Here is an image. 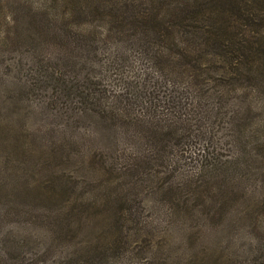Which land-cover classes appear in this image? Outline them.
<instances>
[{
    "label": "rangeland",
    "instance_id": "obj_1",
    "mask_svg": "<svg viewBox=\"0 0 264 264\" xmlns=\"http://www.w3.org/2000/svg\"><path fill=\"white\" fill-rule=\"evenodd\" d=\"M117 1L0 0V264L76 260L115 238L136 248L137 264H264V0H242L241 17L216 22L223 48L200 79L220 85L191 90L199 144L189 150L204 149L203 165L216 168L178 159L156 173L121 170L123 131L51 104L46 88L48 71L86 54L83 29L108 30L109 13L123 10ZM115 28L100 39L114 42ZM191 43L205 56L203 40ZM124 211L131 220L121 227Z\"/></svg>",
    "mask_w": 264,
    "mask_h": 264
},
{
    "label": "trees",
    "instance_id": "obj_2",
    "mask_svg": "<svg viewBox=\"0 0 264 264\" xmlns=\"http://www.w3.org/2000/svg\"><path fill=\"white\" fill-rule=\"evenodd\" d=\"M122 1L125 0L117 2L124 4L123 10L120 15L116 14L117 9L109 13V28L103 34L88 29L78 34L77 46L84 43L80 47L86 52L84 56L77 58L69 68L48 71L46 88L50 103L66 105L71 111L75 110L78 117L95 118L106 123L110 130L123 131L129 148L123 158L124 166H119L121 170L141 168L156 173L153 169L168 167V164L172 167V162L176 167L179 159L188 163L199 160L200 172L213 171L214 162L203 165L207 159L203 156L204 149L197 154L189 150L197 149L193 146L199 144L194 141L199 139L195 134L198 120L192 113L196 111L198 97L191 90L196 88L205 95L203 88L209 87L212 91L211 86L220 85L201 84L203 79L200 78L209 71L210 62L218 57L213 52L223 48L225 29L216 22L241 17L242 0H157V3L135 0L129 5ZM166 15L168 23L164 21ZM113 27L117 32L114 42L109 38L101 40ZM202 33L212 42L202 39ZM196 39L203 40L207 49L205 56H196L191 49V42ZM108 43L113 47H106ZM131 51L140 56L142 69L139 71L131 64ZM207 80L216 82L213 78ZM176 95L182 103L177 111L169 107L177 99ZM167 154L173 157L172 161ZM115 169L111 168L108 173L113 172L118 178ZM180 177L173 175L169 179L179 178L183 183H191L193 179L189 175ZM178 196L182 200V194ZM183 204L182 201L181 207L176 205V208L182 209ZM124 213L115 218L116 225L123 227L131 220V215L124 216ZM135 249L121 238L103 240L83 257L57 264H137Z\"/></svg>",
    "mask_w": 264,
    "mask_h": 264
}]
</instances>
